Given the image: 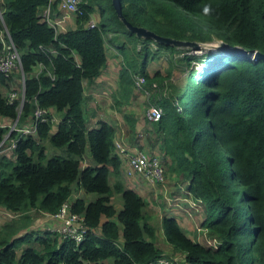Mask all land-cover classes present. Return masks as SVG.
I'll return each instance as SVG.
<instances>
[{
  "label": "trees",
  "instance_id": "trees-1",
  "mask_svg": "<svg viewBox=\"0 0 264 264\" xmlns=\"http://www.w3.org/2000/svg\"><path fill=\"white\" fill-rule=\"evenodd\" d=\"M119 3L127 23L164 39L198 44L213 37L246 51H264V0ZM206 4L212 6L210 15L203 13ZM44 5L45 0H0L6 40L18 53L23 74L21 103L7 102L0 93V142L7 135V145L14 143L7 154L0 152V208L16 214L0 221V264H153L159 258L179 264H264V63L213 49L193 55L188 47L177 49L180 44L150 38H140L138 62L127 60V47L118 36L134 34L124 28L111 0H81L74 28L57 33L38 20ZM93 12L96 26L85 27ZM107 34L123 59L115 107L130 95L133 74L146 80L147 88L159 77L158 72L151 77L146 72V61L153 59L149 44L179 55L176 61L186 66L196 64L170 97L179 111L170 98L153 97L162 116L147 134L152 136L149 153L155 144L163 157L166 180L169 173L186 178L181 182L187 181V193L201 201L203 215L195 231L201 242L202 232L215 239L214 248L193 241L166 214L159 219V229L173 254H164L142 198L119 179L115 127L101 120L87 126L89 118L81 109L83 84L91 83L105 66ZM36 66L41 71L33 75ZM13 71L8 77L0 73L1 87H8ZM36 109L55 113V127L35 117ZM15 120L17 129L33 124L34 132L8 133L3 122ZM122 120L134 140L136 117L124 113ZM85 151L90 162L81 166ZM110 176L115 178L112 184ZM76 191L81 196H74ZM113 193L119 194V209ZM63 204L82 219L84 234L78 242L31 228L30 211L54 215Z\"/></svg>",
  "mask_w": 264,
  "mask_h": 264
},
{
  "label": "built area",
  "instance_id": "built-area-1",
  "mask_svg": "<svg viewBox=\"0 0 264 264\" xmlns=\"http://www.w3.org/2000/svg\"><path fill=\"white\" fill-rule=\"evenodd\" d=\"M80 1L81 0H45V5L38 10V20L53 28L56 33L65 31L66 28L64 29V25L70 22L73 18L75 20V17L80 14ZM0 22H2L1 13ZM96 24V18H88L84 23V26L90 28L96 26ZM6 37H8V35L5 32V28H3V30L0 31V73L4 77H8L10 75V73L14 70L15 64L17 67L18 62V53L14 50L10 40H6ZM195 50L196 49L190 48L189 53H196ZM200 53L201 52L198 51V54ZM195 65L196 64L193 62L192 66L194 67ZM132 80L134 91L139 92L142 89L143 78L140 75L135 74L133 75ZM6 99L7 102L14 100L15 98L13 93H9L6 96ZM172 104L178 108V105L175 103V101H173ZM33 113L34 116L39 117L41 121L49 122L52 125V128L55 127V124L58 121L56 114L48 109H36ZM161 113L162 110L159 106L152 105L145 111V117L147 121L155 122L160 118ZM46 116H49V118H46ZM10 129L17 130L22 134H31L34 132L33 124L23 125L19 129L14 128V125H12ZM135 142L138 143V141ZM138 144H128L122 139H114L113 137L114 153L117 155L120 162L123 163V175L128 180L129 186L132 187L139 181L148 184L151 188H153V191L159 190L158 194L161 195V200L165 205V208L169 210L172 207H176L183 217L191 219L197 218V215H199L201 212V201L199 199L193 198L187 193L185 189V183H182L179 186L181 195L178 196L171 194L169 189H167V180L164 175L163 163L160 156L158 154L146 152L144 149L139 148ZM13 146V141H9L6 147H0V152L7 154V152L13 148ZM0 214L6 218H12L16 216V214L10 213L1 208ZM50 216H54L59 220V224L55 232H57L62 237L71 238L75 242L81 240L82 235L84 234L82 219L79 215L70 213L67 209V204H63L56 214ZM198 230L205 231V229ZM202 236V244L212 248L216 246L217 241H215V239L207 238L203 232ZM153 264H179V262L175 260L168 261L166 259L159 258Z\"/></svg>",
  "mask_w": 264,
  "mask_h": 264
},
{
  "label": "rangeland",
  "instance_id": "rangeland-1",
  "mask_svg": "<svg viewBox=\"0 0 264 264\" xmlns=\"http://www.w3.org/2000/svg\"><path fill=\"white\" fill-rule=\"evenodd\" d=\"M83 1H86V0H83ZM97 17H98L97 13L93 12L89 15L88 18H90V19L96 18L97 19ZM74 25H75V21L73 18V19H71L70 22H68L66 25H64V29L65 28L66 29L74 28ZM0 26L2 28H4L3 23L0 24ZM123 26L127 30L125 25H123ZM110 36H111V34H107L105 36L104 40L106 42L105 44H106V49H107V57L110 55L109 56L110 59H112L111 57H113L116 60V62L113 61L114 64H112L113 67H115L114 71H116L119 69V66L122 65L123 59H122V56H120L115 51L116 49H115L114 45L112 43L108 42V39ZM135 38H138L137 41H135ZM140 38H143V37L137 36L135 34H134V37L118 36V39L120 41H123V43L127 47V50L124 54L126 56L127 60H128V57L129 58L132 57V58H135L137 62L139 61V57L136 54V51L139 49V47L141 45ZM3 40H5V39H3ZM218 42H219V40H216L213 37H211V39L208 41L199 42L198 44L202 45L203 47L200 46L199 49H196L195 50L196 53H193V55H197L198 51H200L201 53L206 52V51L207 52L211 51L210 50L211 47H207V46H209V45L211 46L212 44H217ZM179 47H182V45H178L176 48L180 49ZM183 47H185V46H183ZM148 48L150 51L149 56L153 59L152 60L149 59L148 61H146V64H147L146 72L148 73L149 77H151L154 74V72L159 73V77L150 82L152 84L151 85L152 87H150V86H148V88L145 87L147 84L146 80H143L142 89L139 92H135L133 89V86H132V90H131L130 95L128 97H126V99H124V100L122 98L121 104H119V106H118L119 109L117 110L114 107L115 87L117 88V85L115 83L116 78H115V80H113L114 75H111V77L109 78V81H110L109 86H108L109 90L104 88L105 85L103 83H100V81H99L100 74L102 73V70H103L102 69L99 76L91 82L92 86H93L92 93L97 94L96 97L94 95H91V97H89V101L87 100L88 98H85L84 101L82 100V103H81V109H82V112L84 114V117H86V118H87V116H92L91 114L93 112L97 111L99 103H100L99 99L102 97V95H107V96L109 95V98H111V100H112L111 104L113 103V106H111V107L115 111H117V113L119 114L117 116L118 120H116V122L120 121L119 120L120 116L122 119V114L120 112H123L124 110L132 111L133 112L132 114L135 117H137L138 119H140V125L138 126L137 131H135L134 136H138V135L142 136V137L137 138V140H139L140 147L142 149L146 150V152H149V148H150V144H151V143L149 144V142L151 140L149 141L148 139H151L152 136L151 135L148 136L147 132L151 130V126H152L151 123L152 122L147 121V119L145 117V111L150 106L157 105L154 102L155 100H153L154 96H155L154 99L159 100L161 98H170L175 94L174 92H178L185 83L187 69H190L192 67V64L186 66L185 64H183L181 62H177L176 60L179 58V55H175V54L171 55L167 51H164L162 49H157L154 44H149ZM40 71H41V67L36 66L33 68L32 74L33 75L38 74ZM133 75H135V74H133ZM133 75L131 76V78L133 77ZM167 75H168V78H166ZM22 77H23V74L19 70L18 65L16 67V64H15L11 79L9 81H7L8 87H1L0 86V93L2 95H5V96H7L9 93H13L14 98L18 101V103H21L20 101L22 100V79H23ZM84 87H85V84H83V88ZM116 97H117V94H116ZM170 100H172V99L170 98ZM90 101L92 103V106L90 109H88L86 107H87V105L90 104ZM172 102H173V100H172ZM176 110L179 111L180 108H176ZM123 113H125V111ZM161 116H162V113H161ZM136 121H137V119H136ZM16 122H17V120H15L14 122H10V121H4L3 122L4 125L6 127H8V129H9L8 133L11 131L10 127H12V125H14V128L18 127L16 125ZM7 142H8L7 141V135H4L2 141L0 142V145H1L0 147L6 146ZM134 143L137 144V142H134ZM45 145L47 146V144H45ZM154 147H156L155 144H154L153 148H151L150 152L158 153L159 152L158 149H156ZM47 151H49L48 148H47ZM158 155L160 156L161 161L164 164L163 157H161L160 153H158ZM89 161H90V159H89L88 151H85V154L83 156L81 163L83 164L84 162L87 163ZM165 165H166V163H165ZM166 175H167V180L171 181V183H176V182L178 183V182H181V180L186 179V178L179 179L177 176H175V175L173 176L170 173L166 174ZM113 180L115 181V178L113 176H110L109 177L110 184L114 183V182H112ZM186 180L184 182L187 184L188 180L187 181ZM122 181H124V180H122ZM124 183L126 186L125 188H128V187L130 188V186L127 183V180L124 181ZM141 184L144 185L143 182ZM148 187L150 188L149 185H148ZM148 187H145V191H143V192L138 191V193L136 192L137 191L136 189H132V190H135V192L138 195H140V197L142 198V200L145 204L144 210L146 213H147V208H146L147 204H149L151 202L153 207L159 208L160 203L162 202L161 196H158L159 190H155V191L152 190L151 191ZM178 191L180 192L179 189H178ZM79 194H81V193L79 192ZM79 194H78V191H76L73 195L75 196V195H79ZM118 197H119L118 193H113V195L111 197L112 202L115 206L120 201V197L119 198ZM153 197L155 200L151 201ZM202 215H203V211H201L200 214L197 215V222H199ZM2 219L3 218L0 216V220H2ZM153 219H154V214H152V216H151V223H152ZM156 231H158V235L160 237L159 230L156 229ZM160 239H161V237H160ZM161 241H162V239H161Z\"/></svg>",
  "mask_w": 264,
  "mask_h": 264
},
{
  "label": "crops",
  "instance_id": "crops-1",
  "mask_svg": "<svg viewBox=\"0 0 264 264\" xmlns=\"http://www.w3.org/2000/svg\"><path fill=\"white\" fill-rule=\"evenodd\" d=\"M109 56L106 59L105 66H104V68L102 70V73L100 74V79H99L100 83H103L105 85L104 88H106V89H108V86H109V83H110L109 78L111 77V75H114V79L113 80H115V78L117 77V71H118V70L114 71L115 67H113V65H112V64H114V62H116V60L113 57H111L112 59H110ZM83 89H84L83 90L84 96L86 98H88L87 99L88 101H89V97H91V95H94L96 97L97 94L92 93V91H93L92 83L85 84V87ZM115 89H116V87H115ZM99 101H100V103H99L97 111L93 112L91 114L92 116H88L89 119H88V122H87V126L88 127H92V126H94V124H95V122L97 120H101V121H104V122H106V123H108V124H110V125L115 127L114 139H117V138L119 140L122 139L128 144H132L135 141H138V143H139V140H137V138L142 137V136L138 135V136H135L134 140H130L129 135L126 133V128H125V125L123 124V120L121 119V116H120V119H119L120 121L116 122V120H118L117 116L119 114L117 113V111H115L111 107V106H113V103L111 104L112 100H111V98H109V95L108 96L107 95H102V97L99 99ZM91 106H92V103L90 101V104L87 105L86 108L90 109ZM115 108L117 110L119 109V107H115ZM124 111H125V113H130V114L133 113L130 110H128V111L124 110ZM123 112H120V113L124 114ZM136 119H137V121H136V125H135V131H137V128L140 125V119H138L137 117H136ZM138 145L140 146V144H138ZM155 154H158V153H155ZM89 162H87V163H89ZM85 164H86V162H84L83 164L81 163V166H83ZM122 167H123V163L120 162L119 179H120L122 185L124 187H126L124 181H126L127 179L123 175ZM122 180H124V181H122ZM127 183H128V180H127ZM141 183H142L141 181L135 183L134 186L130 187V189H136L137 193H138V191H141V192L145 191V187H148V185L145 184V183H143L144 185H142ZM166 183H167V189H169V191H172L173 194H175V195H178V196L181 195V192H179L178 189H179V186L182 184V182L171 183V181L167 180ZM128 185H129V183H128ZM149 189L151 191L153 190L151 187ZM79 192L80 191H78V194H79ZM158 196H161V195L158 194ZM154 200L155 199L153 197L151 201H154ZM120 206H121V201H119V203L116 206L114 205V207L116 209H119ZM146 208H147V213H146L147 214V220L150 223H151V216H152V214H154V219H153L152 223L156 227V229L159 230L160 237L162 239V241H161V239H160V237L158 235V231H156V243L159 246V248L164 252V254L172 255L173 253L171 251L170 246L163 240V237L161 236L162 233H161V231L159 229V219H160V217L162 215L168 214V215L173 216L175 218L176 222L178 223L179 227L183 230V232L185 234H187L193 241H197L199 243H202L200 234L198 232H196L197 229L195 231L196 225L199 223V222H197V218L191 219V218L183 217L182 214L177 210L176 207H172L171 209L168 210L167 208H165V205H163L161 203H160V207L159 208H155V207H153V205L150 202L149 204H147ZM29 216H30L31 221H32L31 222V228L32 229L54 230L55 231L56 228L58 227V224H59V220L56 217L50 216V215H46V214H42V213L36 212L34 210L29 212ZM1 217L3 219L0 220V221H3L4 219H7L3 215H1ZM175 255H178V254H175Z\"/></svg>",
  "mask_w": 264,
  "mask_h": 264
},
{
  "label": "water",
  "instance_id": "water-1",
  "mask_svg": "<svg viewBox=\"0 0 264 264\" xmlns=\"http://www.w3.org/2000/svg\"><path fill=\"white\" fill-rule=\"evenodd\" d=\"M111 4L112 7L114 8L115 13L117 14V16L121 19L123 25H125V27L127 28V31H129L130 33H133L137 36H141L143 38H150L153 39L155 41H158L160 43H166V44H180L182 46L185 47H189L192 49H199L200 44L194 43V42H189V41H182V42H177L175 40H170V39H164L161 38L157 35H155L154 33H152L151 31H148L142 27H135V26H131L129 23H127L123 18H121L120 16V3L119 0H111ZM203 47V46H202ZM208 47V46H207ZM211 47L214 51L216 52H222V53H237L241 56H245L248 57L251 60H261L264 63V51L263 52H258L255 50L252 51H246L243 50L242 48L236 47V46H230L227 45L226 43H223L221 41H219L217 44H212Z\"/></svg>",
  "mask_w": 264,
  "mask_h": 264
},
{
  "label": "clouds",
  "instance_id": "clouds-1",
  "mask_svg": "<svg viewBox=\"0 0 264 264\" xmlns=\"http://www.w3.org/2000/svg\"><path fill=\"white\" fill-rule=\"evenodd\" d=\"M213 9L211 5L206 4L203 8V13L205 15H210L212 13Z\"/></svg>",
  "mask_w": 264,
  "mask_h": 264
},
{
  "label": "bare ground",
  "instance_id": "bare-ground-1",
  "mask_svg": "<svg viewBox=\"0 0 264 264\" xmlns=\"http://www.w3.org/2000/svg\"><path fill=\"white\" fill-rule=\"evenodd\" d=\"M209 46H210V45H209ZM209 46H208V47H209ZM211 49H212V48H211Z\"/></svg>",
  "mask_w": 264,
  "mask_h": 264
}]
</instances>
